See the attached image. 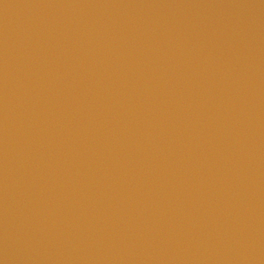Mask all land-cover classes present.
<instances>
[{"label":"water","instance_id":"1","mask_svg":"<svg viewBox=\"0 0 264 264\" xmlns=\"http://www.w3.org/2000/svg\"><path fill=\"white\" fill-rule=\"evenodd\" d=\"M0 264H264V0H0Z\"/></svg>","mask_w":264,"mask_h":264}]
</instances>
